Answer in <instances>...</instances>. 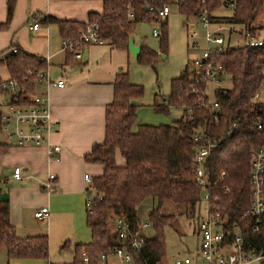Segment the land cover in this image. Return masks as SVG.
I'll use <instances>...</instances> for the list:
<instances>
[{"label": "trees", "instance_id": "16d2710c", "mask_svg": "<svg viewBox=\"0 0 264 264\" xmlns=\"http://www.w3.org/2000/svg\"><path fill=\"white\" fill-rule=\"evenodd\" d=\"M170 1L101 0V11H89L85 21L98 26V36L104 39V43L127 49V40L135 25L155 20L157 8ZM13 3L14 0H6V21L11 16ZM229 3H233L229 15L213 13L219 6ZM176 6L187 17L196 14L201 3L198 0H181ZM205 6L213 22L238 24L251 34L264 26V10H261L264 0H206ZM127 12L132 14L131 18L127 17ZM259 15L262 22L255 23ZM43 19L55 22L64 36H76L85 22L57 19L51 15ZM159 25L158 48L165 54V19ZM156 56V52L139 44L137 61L153 64ZM218 60L225 74L230 77V87H217L214 90L213 96L219 104L217 123L212 122L208 107L198 106L197 95L188 91L191 73L186 63L178 75L170 78L167 96L159 99L155 95L153 97L152 106L157 111L166 112L170 106L182 107L180 116L169 124L136 123L137 104L132 99L141 95L142 86L129 81L127 69L116 73L113 97L104 110L103 138L93 143L89 151L82 155L88 162L101 164L102 171L91 177L90 184L100 200L92 204L91 212L85 210V224L89 228L90 239L73 245L71 258L75 263L80 260L82 250L94 259L115 246L126 244L128 247L133 236L141 238L136 252L128 248L137 262L156 264L159 261L164 253L163 228L174 219V214L165 210L164 202L175 208L183 205L185 212L192 214L199 200L200 188L194 182L192 164L195 141L191 136L200 126L205 125L215 141L206 161V170L212 179H216L210 196H218L217 205L221 212L238 219L240 211L248 202L250 151L264 145V101L256 97L264 83V36L259 45L228 46L219 54ZM0 65L5 66L9 76L16 79L19 88L23 89V93L13 94L12 99L29 101L34 91L35 74L32 72L45 68L44 59L17 47L15 53L8 52L0 57ZM187 106L191 107L189 113L185 112ZM7 148L8 143L0 141V154ZM116 151L123 159L121 165L114 160ZM224 185L228 191H224ZM145 198L153 200L147 213L152 228L148 235L137 231L140 220L136 215V207ZM117 218L125 225L124 239L117 236ZM245 220L249 224L251 217L247 216ZM242 232L255 251L264 252V226L257 233L248 230ZM65 245L66 242H63L61 247ZM0 247L5 250L7 260L44 259L48 253L44 234L16 235L9 222L7 200L1 198V189ZM259 264H264V257Z\"/></svg>", "mask_w": 264, "mask_h": 264}, {"label": "crops", "instance_id": "0c3cea01", "mask_svg": "<svg viewBox=\"0 0 264 264\" xmlns=\"http://www.w3.org/2000/svg\"><path fill=\"white\" fill-rule=\"evenodd\" d=\"M101 8V0H14L6 21V0H0V57L10 52L11 46L18 47L46 60L44 71L49 79L64 81L62 87L47 88L49 115L54 121L48 141L59 146L56 157H49L44 146H17L9 139L2 140L8 143V148L0 154L4 169L0 189L6 193L9 222L19 237L44 234L47 258L54 252L61 258L65 256L53 264L70 259L73 245L90 239L84 211L90 184L83 175L99 174L102 165L88 162L82 155L103 138L104 110L113 97V80L117 72L127 69L125 63L130 53L128 49L106 43L91 44L84 48L83 59H75L61 47L60 39L64 35L57 24L43 17L85 21L89 11L100 12ZM33 16L38 17L34 30L29 27ZM133 44L139 46L134 41ZM8 77L5 66L0 65V79ZM114 160L118 165L123 164L117 151ZM14 166L19 167L18 178L12 175ZM49 173L55 176L54 189L46 192L43 185ZM40 206H46L48 213L37 219L33 212ZM63 242L66 245L61 247ZM47 258L46 264H52Z\"/></svg>", "mask_w": 264, "mask_h": 264}, {"label": "built area", "instance_id": "2783aa9c", "mask_svg": "<svg viewBox=\"0 0 264 264\" xmlns=\"http://www.w3.org/2000/svg\"><path fill=\"white\" fill-rule=\"evenodd\" d=\"M181 0H171L157 8L155 20L160 22L165 19L170 4H177ZM201 3L200 8L194 15L186 17L187 37L189 39L188 47L191 56L187 60L189 73H191L188 83V91L197 95L198 106H206L211 112L212 122L218 121V102L213 97L208 99V92L214 94L216 83L219 78L225 74V69L218 60L219 54L228 46H231V35L242 37L243 43L249 46L262 43V37L257 32L249 33L243 27L237 24L216 23L209 19L208 11L205 6L206 0H198ZM233 3L228 6L232 7ZM150 9L151 7L148 6ZM127 17L132 14L127 12ZM190 17L193 23L187 21ZM194 23L202 27L199 32L194 27ZM38 17L33 16L30 22V29H36ZM146 24V22H144ZM225 30V32H224ZM98 26L94 22L86 21L76 36H64L60 39L62 48L70 52L73 58L83 59L84 48L91 44H103L104 39L98 36ZM152 36H158L159 32L155 27L150 30ZM10 52L15 53L17 47L11 46ZM44 61H46L44 59ZM31 74L30 70H27ZM34 91L29 96V101L14 100L13 94L23 93L19 88L18 81L12 77L0 81V131L14 145L21 146L25 144L44 146L49 157H56L59 146L49 143L48 135L54 130V121L51 120L47 103V88L51 85L62 87L64 81L61 79H49L44 69L34 70ZM264 81V74H263ZM191 107L187 106L185 112L189 113ZM259 126V125H258ZM192 140L195 146L192 152V164L194 170V182L200 188L199 198L204 201L203 211L196 212L194 215L195 230L198 237V245L195 250V263L199 260L203 264H258L264 257V252L255 251L247 236L242 231L257 233L264 226V145H259L250 151L249 170H248V202L240 211L238 219L231 217L227 212H221L217 205L218 196H210L212 188L216 185V179L210 177L206 170L207 157L215 145L214 138L208 133L206 126H200L192 134ZM223 173H221L222 176ZM12 175L19 177V167L14 166ZM55 176L51 173L47 175V181L43 185V190L50 192L54 189ZM86 182L90 184L91 176L88 173L83 175ZM224 191H228L226 185ZM100 200L96 195L91 184L89 185L84 207L91 212L92 204ZM48 213L46 206H40L35 209L33 216L37 219L44 218ZM249 216V224L245 218ZM150 223L146 219L139 221L137 231H142L149 227ZM115 229L117 236L124 239L126 236L125 225L120 218L115 220ZM143 232V231H142ZM141 243V238L133 236L128 245L121 244L113 247L107 253H100L94 259L88 257L82 250L80 260L75 263L72 258L62 260L56 264H111L116 261L119 264H140L134 258ZM130 250H129V249ZM190 258L183 256L176 258L174 264H189Z\"/></svg>", "mask_w": 264, "mask_h": 264}, {"label": "rangeland", "instance_id": "374dc122", "mask_svg": "<svg viewBox=\"0 0 264 264\" xmlns=\"http://www.w3.org/2000/svg\"><path fill=\"white\" fill-rule=\"evenodd\" d=\"M230 1V0H226ZM264 10V6L261 8ZM216 15H229L231 13V8L228 5H221L213 12ZM191 18L188 17L187 21ZM186 17L179 12L177 6L173 3L170 4L168 14L165 19L164 29L166 31L167 40V51L164 54L158 48V36H152L150 30L155 27L158 32H160V25L157 21H150L145 25L136 24L131 37L136 44H144L149 49L157 53L156 60L153 64L146 62H139L136 56L129 54L128 59L125 63V68H127L128 79L132 83H137L142 86V93L139 97L133 98L132 101L137 104L136 123H149V124H166L171 123L173 120L177 119L182 111L181 106H170L166 112L157 111L152 106V101L154 95L156 98L166 97L169 92V81L173 76L178 75L181 69L184 67L185 63L191 56V51L189 50L188 43L189 39L187 37V26L185 25ZM262 19L259 15L255 23H261ZM238 27H240L237 24ZM195 29L202 32V27L194 23ZM225 32V30H224ZM255 32H258L260 36L264 35V26L259 27ZM231 45H240L243 43L242 37L232 34ZM217 87H230V77L228 74L222 75L216 85ZM214 94L208 92V99L211 101ZM258 100L264 101V83L258 89L257 95ZM2 94L0 93V99ZM143 120V121H139ZM135 126H133V129ZM8 140L5 135L0 131V141ZM116 160L119 159L118 154L115 156ZM122 159V157H121ZM123 161V159H122ZM3 167L0 163V176H3ZM10 180V179H9ZM1 183H3L1 181ZM8 183L4 182L5 188ZM153 205V200L151 198H145L136 207V215L140 221L147 219V213ZM164 202L163 206L167 212L174 214V219L170 225H166L163 228L164 235V253L160 257L156 264H174L176 258H182L183 256H188L190 258L189 264H203L201 260L195 263V250L198 245V237L195 230L194 215H196L197 210L203 211L204 201L199 198V200L194 205V213H186L185 207L183 205L175 206L169 205ZM85 211V207H84ZM194 214V215H193ZM144 234H151L152 228L146 227L143 230ZM49 256V255H48ZM64 256V255H63ZM51 263L55 260H60L61 257L54 252V254L49 256ZM65 257V256H64ZM63 257V258H64ZM61 258V259H63ZM0 264H46V258H10L7 260L5 250L0 247ZM111 264H119L114 261ZM259 264V263H258Z\"/></svg>", "mask_w": 264, "mask_h": 264}, {"label": "water", "instance_id": "95a60500", "mask_svg": "<svg viewBox=\"0 0 264 264\" xmlns=\"http://www.w3.org/2000/svg\"><path fill=\"white\" fill-rule=\"evenodd\" d=\"M141 24H144V22H142ZM127 49L129 50L130 55L136 56L137 53H138V50H139V46L138 45H134L132 39L128 38V40H127ZM84 57H85V52H84ZM1 198L3 200L6 199V193L5 192L1 193Z\"/></svg>", "mask_w": 264, "mask_h": 264}]
</instances>
